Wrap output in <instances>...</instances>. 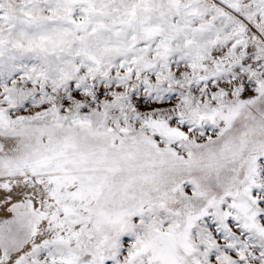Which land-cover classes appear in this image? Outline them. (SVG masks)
<instances>
[{"label": "rangeland", "instance_id": "obj_1", "mask_svg": "<svg viewBox=\"0 0 264 264\" xmlns=\"http://www.w3.org/2000/svg\"><path fill=\"white\" fill-rule=\"evenodd\" d=\"M0 264H264V0H0Z\"/></svg>", "mask_w": 264, "mask_h": 264}]
</instances>
